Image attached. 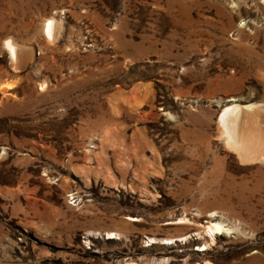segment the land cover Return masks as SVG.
<instances>
[{
    "label": "rangeland",
    "instance_id": "374dc122",
    "mask_svg": "<svg viewBox=\"0 0 264 264\" xmlns=\"http://www.w3.org/2000/svg\"><path fill=\"white\" fill-rule=\"evenodd\" d=\"M263 1L0 0V264H264Z\"/></svg>",
    "mask_w": 264,
    "mask_h": 264
},
{
    "label": "bare ground",
    "instance_id": "6f19581e",
    "mask_svg": "<svg viewBox=\"0 0 264 264\" xmlns=\"http://www.w3.org/2000/svg\"><path fill=\"white\" fill-rule=\"evenodd\" d=\"M263 3H264V1H263ZM53 19H55V17ZM53 19L52 18L48 19L47 24L45 23L44 35H45V38L48 42H50V43L53 42V44H54L55 35L57 37V34H58V33L55 34V31L56 30L58 31V28L56 29L57 23ZM58 26H60V23ZM258 35H259V32H258V34L256 33L253 38H259ZM5 47L9 53L12 61L17 62L18 57H20V56H18V53H19V50L21 48H18V45H16V43L11 39H7L5 41ZM7 83L8 84L4 83V85L10 86V83L9 82H7ZM11 86H13L12 83H11ZM8 88L9 87H7L6 89H8ZM44 89H45V86L42 85L41 90H44ZM3 91H5L4 87L2 88V92ZM145 96H147V94ZM141 99H142V97H141ZM141 99L138 98V103L136 104V107L138 106L139 103H141V105H142L144 100L143 99L141 100ZM140 100H141V102H140ZM117 101H118V99H117ZM115 102H116V100H115ZM131 102H133V101H131ZM131 102L129 100V103H131ZM118 106H120V105H118ZM256 110H258V111L262 110L263 111V107L260 105H255V104H249L246 106H241L240 104H234L232 106L230 105L223 111V113L220 116V119L218 121L219 128H220L222 135L225 139L227 147H229L231 150L235 151L241 157H248V156L252 157V155L255 156L254 154L257 153L264 144L260 140L257 141L258 138L256 141H254L255 139H252L251 138L252 136L250 137V135L252 133L249 134V129L252 126V123L255 124V122H257L256 121L257 119L255 120L253 118L254 117L253 114H255ZM257 115H259V113ZM250 131H251V129H250ZM248 159H249V157H248ZM214 216L215 215L213 214V217ZM134 220H135V218L133 217V219H131V221H134ZM181 223H184V222H181ZM184 225H186V224L184 223ZM230 230H231V228H230ZM204 231H205V234L207 235V237L209 238V241L212 243H215V241H217L216 239L218 238V236H221L224 234H229V232H230L229 229L226 228V226L223 224V222H213V221L207 228H205ZM107 235H108L109 239H118L121 236L120 233L114 232V231L107 232ZM187 239H189V238L184 237L180 240L186 241ZM149 241L151 242L149 245H151V244L153 245V244L161 243V242L168 243V244H175L176 243L175 238H168V239H161V240H159L158 238H150ZM204 249H207V248L205 247Z\"/></svg>",
    "mask_w": 264,
    "mask_h": 264
},
{
    "label": "built area",
    "instance_id": "2783aa9c",
    "mask_svg": "<svg viewBox=\"0 0 264 264\" xmlns=\"http://www.w3.org/2000/svg\"><path fill=\"white\" fill-rule=\"evenodd\" d=\"M74 195H71L70 197H73ZM71 201L75 202V197L71 198Z\"/></svg>",
    "mask_w": 264,
    "mask_h": 264
}]
</instances>
